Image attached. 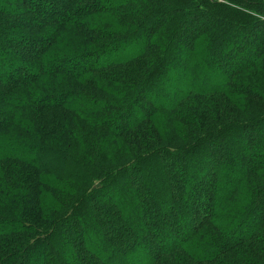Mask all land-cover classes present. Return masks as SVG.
Instances as JSON below:
<instances>
[{
  "label": "trees",
  "instance_id": "1",
  "mask_svg": "<svg viewBox=\"0 0 264 264\" xmlns=\"http://www.w3.org/2000/svg\"><path fill=\"white\" fill-rule=\"evenodd\" d=\"M0 264H264V0H0Z\"/></svg>",
  "mask_w": 264,
  "mask_h": 264
},
{
  "label": "rangeland",
  "instance_id": "2",
  "mask_svg": "<svg viewBox=\"0 0 264 264\" xmlns=\"http://www.w3.org/2000/svg\"><path fill=\"white\" fill-rule=\"evenodd\" d=\"M223 2V1H222ZM87 233H89V232H87ZM92 233V232H91ZM62 242H64V241H62ZM62 246H64L65 247V245L64 244H62Z\"/></svg>",
  "mask_w": 264,
  "mask_h": 264
}]
</instances>
